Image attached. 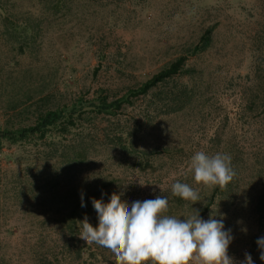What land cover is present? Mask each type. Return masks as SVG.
<instances>
[{
	"label": "rangeland",
	"instance_id": "rangeland-1",
	"mask_svg": "<svg viewBox=\"0 0 264 264\" xmlns=\"http://www.w3.org/2000/svg\"><path fill=\"white\" fill-rule=\"evenodd\" d=\"M6 7L19 19L36 21L41 30L21 55L0 25V123L12 115L10 108L33 103L24 101L38 91L48 94L49 105L64 103L98 85H133L176 58L189 57L188 65L200 71L193 85L194 103L162 117L138 140L150 151L168 147L172 157L159 158L157 171L140 173L132 162L104 152L90 171L122 176L123 201L129 205L168 196L166 214L183 220L193 208L199 210L212 191L194 182L188 172L190 158L198 151L230 154L234 193L203 219L224 218L225 230L231 229L233 236L228 254L236 264L245 253L253 264H264L262 249L250 251L257 232L250 195L264 186V0H6ZM211 27L212 48L190 56ZM101 40L119 50L115 46L102 53ZM181 83L175 81L173 87ZM126 118L131 122L134 114ZM0 163L2 195V177L6 173L10 178L19 169L8 166L3 157ZM177 180L199 189L201 202L176 205L171 185ZM13 188L8 184L5 191L12 194ZM5 220L19 229L14 235L0 234V264H74V249L63 237L28 234L19 208L2 198L0 223ZM101 249L105 264H115L111 253Z\"/></svg>",
	"mask_w": 264,
	"mask_h": 264
},
{
	"label": "trees",
	"instance_id": "trees-1",
	"mask_svg": "<svg viewBox=\"0 0 264 264\" xmlns=\"http://www.w3.org/2000/svg\"><path fill=\"white\" fill-rule=\"evenodd\" d=\"M35 22L17 18L7 9L6 0H0V25L21 55L40 37L41 29ZM214 30L215 27L207 29L200 43L192 47L190 56L202 55L212 48ZM115 46L118 49V45L101 40L99 49L104 53ZM188 60L189 57L180 56L157 73L123 88L98 85L68 102L53 105H49L48 94L38 91L24 101L33 103L22 109L19 104L10 108L12 115L0 123V157L19 172L10 178L6 173L2 177L4 193L0 194V202L3 198L5 203L19 208L28 234L60 235L74 249V264H105L102 247L87 244L79 237V221L86 215L93 227L98 226L92 199L108 203L113 192L123 193L125 187L122 176L90 171V167L104 152L132 162V168L140 173L155 172L159 158L172 157L168 147L150 151L138 140L154 129L162 117L183 112L194 103L193 85L200 71L189 66ZM175 81L182 83L173 87ZM130 113L134 114L131 122L126 118ZM8 184L14 187L12 194L5 191ZM233 193L232 182L225 189L213 188L207 202L199 208L201 218ZM250 197V214L257 227L250 243L253 252L259 249L256 241L264 234V186ZM174 200L179 207L186 205L179 197ZM18 229L17 224L6 220L0 223L2 235H14ZM50 262L47 264H54Z\"/></svg>",
	"mask_w": 264,
	"mask_h": 264
},
{
	"label": "clouds",
	"instance_id": "clouds-1",
	"mask_svg": "<svg viewBox=\"0 0 264 264\" xmlns=\"http://www.w3.org/2000/svg\"><path fill=\"white\" fill-rule=\"evenodd\" d=\"M188 172L197 185L208 189L217 186L225 189L236 176L231 155L219 152L212 155L196 152L190 158ZM122 195L113 192L108 203L92 199L98 226L93 227L86 215L79 221V237L87 244L107 249L115 264H236L228 254L232 230H225L223 217L217 220L210 215L204 220L199 210L193 208L181 220L166 214L168 196L157 195L155 199L137 200L129 205L121 200ZM171 195L192 205L201 202L199 189L179 180L172 183ZM84 206L81 193V207ZM256 243L262 249L260 259L264 261V237ZM240 264H253L251 255L245 253Z\"/></svg>",
	"mask_w": 264,
	"mask_h": 264
}]
</instances>
